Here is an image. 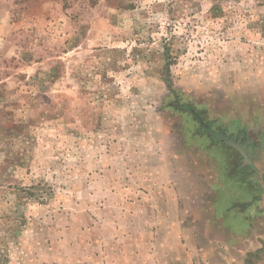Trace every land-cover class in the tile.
Returning <instances> with one entry per match:
<instances>
[{"label": "rangeland", "instance_id": "rangeland-1", "mask_svg": "<svg viewBox=\"0 0 264 264\" xmlns=\"http://www.w3.org/2000/svg\"><path fill=\"white\" fill-rule=\"evenodd\" d=\"M204 125L264 172V0H0V264H116L163 226L195 235L158 264H264L261 192Z\"/></svg>", "mask_w": 264, "mask_h": 264}, {"label": "crops", "instance_id": "crops-1", "mask_svg": "<svg viewBox=\"0 0 264 264\" xmlns=\"http://www.w3.org/2000/svg\"><path fill=\"white\" fill-rule=\"evenodd\" d=\"M212 139V138H211ZM215 140H213L214 142ZM215 141L216 145L221 144L222 147H224L226 149V151H224V156L227 160L228 166L230 165H234V163H236L237 160H239L241 163L239 164V168L236 167V171L240 172V176L241 179L244 180L243 182H249L248 185H250V189L252 191H257L258 193L261 192L260 195H257L254 197V201H250L245 205H239V208H243V209H247L249 206L254 207L255 209V215H253L252 219V223L255 220L256 222L258 221L259 223H264V188L262 187V185L259 187V185L263 182L260 180V178H263L264 176V172L263 170L260 169L259 164L256 163V160H254V158H252V165L255 167L256 170H253L252 168H249V166H241L243 164V158L241 157V155L237 152V150L227 144L224 143V141L219 140ZM229 145V146H228ZM230 149L235 150L234 153H230ZM210 160L213 162L214 164V169H212V171H209V175H210V182L208 183L209 186H207L205 184V186L207 187V197L209 199L210 202H212V204L210 206H214V197L216 194V191L213 190L212 188V183H218L219 185L223 184V180L221 179L222 176L218 171V161L214 158H210ZM246 163V162H245ZM249 165V162H248ZM227 166V165H226ZM227 166V167H228ZM232 167V166H231ZM230 172L231 175H236L235 172L231 171H227ZM235 173V174H234ZM257 176V177H255ZM205 187V190H206ZM183 188V187H182ZM173 190L175 191V188L173 187ZM181 190V186L177 185V196L175 198H171L167 200V205L171 208H175L176 209V214L179 215V209L184 208V207H208L209 205L206 202H200L197 200H193V199H188V198H184L182 197L179 192ZM199 189H195L194 192H198ZM214 210H215V206L213 207V211H212V215H214ZM252 216V215H251ZM250 216V217H251ZM169 220H170V224H180L182 218L176 217V218H172L171 216H169ZM250 219V220H251ZM260 220V221H259ZM216 222V221H215ZM164 222L161 223V225L163 226ZM177 227V225H176ZM172 229H174V227L172 226ZM259 233H262L261 235H259ZM264 232H257V238H260V236H263ZM194 233H184V232H175V231H166L164 229V226L159 227L158 230L156 231H145V232H134V233H128V239L130 240H134V241H148V244L145 242L144 246H146V248H141V249H137L133 255V258H128L129 254L127 255V259L126 257L122 256L121 259H116V264H158L157 260L158 259H154L155 258V252L157 249H161L162 245L160 244V241H164V240H168V239H172V240H190L194 238ZM138 244V243H136ZM141 246V245H139ZM161 264V262H160Z\"/></svg>", "mask_w": 264, "mask_h": 264}, {"label": "trees", "instance_id": "trees-1", "mask_svg": "<svg viewBox=\"0 0 264 264\" xmlns=\"http://www.w3.org/2000/svg\"><path fill=\"white\" fill-rule=\"evenodd\" d=\"M213 10L214 11L216 10V12H218L219 10H221V7L216 5L212 8V11ZM164 49H165L164 55H165V60H166V72L168 74V73H170V69H171L172 65L175 64L176 57L172 53L173 51L171 49L170 41H169V43H165Z\"/></svg>", "mask_w": 264, "mask_h": 264}, {"label": "water", "instance_id": "water-1", "mask_svg": "<svg viewBox=\"0 0 264 264\" xmlns=\"http://www.w3.org/2000/svg\"><path fill=\"white\" fill-rule=\"evenodd\" d=\"M205 129L215 138L217 139H221L222 141H224L225 143L232 145L236 150L238 149L237 145H233L230 143V140L226 139V137L224 136H219L216 133H214L207 125H204Z\"/></svg>", "mask_w": 264, "mask_h": 264}, {"label": "flooded vegetation", "instance_id": "flooded-vegetation-1", "mask_svg": "<svg viewBox=\"0 0 264 264\" xmlns=\"http://www.w3.org/2000/svg\"><path fill=\"white\" fill-rule=\"evenodd\" d=\"M212 138V137H211ZM217 139V138H216ZM212 140H215L214 138H212ZM216 141V140H215ZM219 141V140H218Z\"/></svg>", "mask_w": 264, "mask_h": 264}]
</instances>
